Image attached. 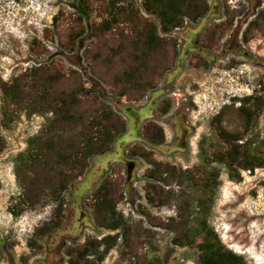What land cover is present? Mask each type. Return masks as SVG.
Returning <instances> with one entry per match:
<instances>
[{
	"label": "rangeland",
	"instance_id": "1",
	"mask_svg": "<svg viewBox=\"0 0 264 264\" xmlns=\"http://www.w3.org/2000/svg\"><path fill=\"white\" fill-rule=\"evenodd\" d=\"M132 1L142 22L158 23L145 12L143 0ZM208 2L205 17L186 20L181 31L161 33L171 44L147 52L128 25L94 36L93 26L101 22L100 3L93 4L89 20L80 21L73 0H0V133L5 140L0 154V264H68L70 248L87 238L101 240L118 233L93 224L91 195L107 177L119 188L116 210L131 232L126 241L122 236L118 239L101 264L156 259L161 264H194L196 248L174 245V233L165 226L178 217L179 194L181 201L191 202L205 194L201 187H180L181 171L194 174L199 184L218 173L217 186L207 194L209 224L248 264H264V168L251 173L207 163L227 149L220 129L243 134L239 99L250 95L264 99V19L259 20L264 0ZM73 36L76 45L70 49ZM41 65L50 66L48 73L61 78L55 93L79 89V112L106 104L125 121L127 132L111 152L91 158L84 175L61 195V228L36 238L35 231L55 219L57 203L19 206L20 216L13 215L11 208L23 192L16 159L26 151L30 138L44 134L54 116L29 115L27 107L8 129L3 127L1 84ZM128 72L132 74L126 76ZM44 90H35L38 95L31 100ZM256 103L253 100L250 106ZM221 111L222 118H216ZM151 125L155 136L163 129L162 144L148 143L144 131ZM251 134L247 137L257 144L264 141V109ZM136 148L149 156L128 154ZM150 160L177 170L172 184L163 185L174 192L168 205L154 206L147 199V172L154 167ZM190 212L194 224L195 212Z\"/></svg>",
	"mask_w": 264,
	"mask_h": 264
},
{
	"label": "trees",
	"instance_id": "2",
	"mask_svg": "<svg viewBox=\"0 0 264 264\" xmlns=\"http://www.w3.org/2000/svg\"><path fill=\"white\" fill-rule=\"evenodd\" d=\"M94 3H100L99 17L101 22L93 26L94 36H104L121 25L131 26L134 40L142 45L147 52L157 51L170 40L161 37L185 25L186 20L197 22L210 11L208 0H143L145 12L155 16L158 23L147 20L142 22L139 10L132 0H73V8L78 20H89ZM264 19V11L259 20ZM254 25V24H253ZM77 34H81V31ZM73 36L71 48L76 45ZM50 66L33 67L18 76L10 83L3 82L1 90L4 99L2 126L9 128L15 116L21 110L30 109L33 113H52L54 118L41 136H35L27 142V149L16 159V176L23 189L19 203L11 208L15 217L22 210L19 206L34 208L40 203L53 201L57 203L55 219L35 231L36 238H43L62 226L63 200L61 195L70 184L84 175L89 167V160L111 152L119 137L127 132V125L120 115L108 105L101 104L94 111L81 113L77 109L79 89L69 92L55 93L60 77L48 73ZM132 73H127L130 76ZM37 99L33 98L35 90L41 91ZM238 100V99H237ZM257 101L250 106L252 101ZM239 118L243 125V134L220 129V137L228 145L225 152L214 155L207 163L218 162L225 164L229 170H244L253 173L256 169L264 168V141L257 144L248 138L257 126L259 117L264 109L263 97L253 95L239 99ZM221 111L216 118H222ZM155 125L146 128L145 136L148 143L162 144L164 132L160 128L158 136L154 135ZM78 127H80L78 129ZM5 149V140L0 133V154ZM130 155L147 158L145 149H132ZM154 167L147 172L150 180L147 185V199L154 206L170 204L174 196L172 190H165L176 177L175 167L150 160ZM218 173L210 175L202 184L195 180V175L181 171L179 186L187 184L189 188L201 187L205 192L200 200L181 201L178 195V217L171 219L166 228L174 233L173 244L181 248H196L197 257L194 264H248L243 255L229 249L219 235L209 224L211 208L207 205V194L211 187L217 186ZM240 173L237 181H240ZM1 189V185H0ZM183 193V192H182ZM121 193L110 178H106L91 195V205L94 211V223L98 228L118 231L101 240L87 238L85 243L68 250V264H101L109 252L115 247L118 239H129L130 226L122 215L117 213L116 205ZM183 197V195H182ZM191 209L195 212V222L192 224ZM200 239V241H198ZM31 246L34 245L32 242ZM103 248V249H102ZM142 264H161L159 259Z\"/></svg>",
	"mask_w": 264,
	"mask_h": 264
},
{
	"label": "built area",
	"instance_id": "3",
	"mask_svg": "<svg viewBox=\"0 0 264 264\" xmlns=\"http://www.w3.org/2000/svg\"><path fill=\"white\" fill-rule=\"evenodd\" d=\"M175 31H181V29L180 28H178V29H176ZM179 43H181V41L179 40ZM180 46V45H179Z\"/></svg>",
	"mask_w": 264,
	"mask_h": 264
}]
</instances>
